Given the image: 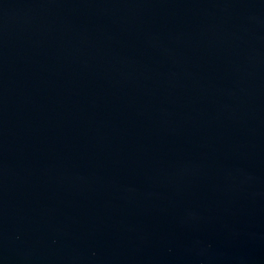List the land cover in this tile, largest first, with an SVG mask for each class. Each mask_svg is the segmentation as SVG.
Here are the masks:
<instances>
[{"label":"water","instance_id":"water-1","mask_svg":"<svg viewBox=\"0 0 264 264\" xmlns=\"http://www.w3.org/2000/svg\"><path fill=\"white\" fill-rule=\"evenodd\" d=\"M0 264H264V0H0Z\"/></svg>","mask_w":264,"mask_h":264}]
</instances>
